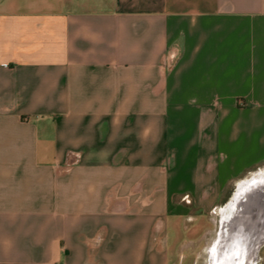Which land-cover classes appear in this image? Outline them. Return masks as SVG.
<instances>
[{
	"label": "crops",
	"instance_id": "obj_1",
	"mask_svg": "<svg viewBox=\"0 0 264 264\" xmlns=\"http://www.w3.org/2000/svg\"><path fill=\"white\" fill-rule=\"evenodd\" d=\"M262 165L264 0H0V264H205Z\"/></svg>",
	"mask_w": 264,
	"mask_h": 264
},
{
	"label": "water",
	"instance_id": "obj_2",
	"mask_svg": "<svg viewBox=\"0 0 264 264\" xmlns=\"http://www.w3.org/2000/svg\"><path fill=\"white\" fill-rule=\"evenodd\" d=\"M77 162L70 155L68 165ZM264 248V168L240 180L219 207L217 230L205 264H259Z\"/></svg>",
	"mask_w": 264,
	"mask_h": 264
},
{
	"label": "rangeland",
	"instance_id": "obj_3",
	"mask_svg": "<svg viewBox=\"0 0 264 264\" xmlns=\"http://www.w3.org/2000/svg\"><path fill=\"white\" fill-rule=\"evenodd\" d=\"M259 168H264V165H262V166L259 167ZM259 168H257L256 170H258ZM256 170H253V171L249 172L244 178L250 176V175H251L253 172H255ZM235 187H236V186H235ZM234 190H235V188H234ZM234 190H233V191H234ZM232 193H233V192H232ZM228 199H229V198H228ZM228 199H227V200H228ZM227 200H226V201H227ZM226 201H225V202H226ZM216 230H217V226H216V229H215V233H216ZM215 233H214L213 238L215 237ZM262 256H264V248H263L262 251H261V257H262Z\"/></svg>",
	"mask_w": 264,
	"mask_h": 264
}]
</instances>
